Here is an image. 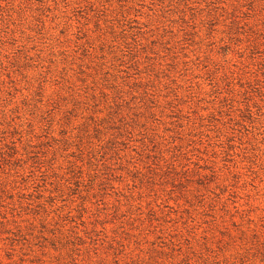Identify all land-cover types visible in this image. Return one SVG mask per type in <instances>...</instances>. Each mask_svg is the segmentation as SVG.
<instances>
[{
	"label": "rangeland",
	"instance_id": "1",
	"mask_svg": "<svg viewBox=\"0 0 264 264\" xmlns=\"http://www.w3.org/2000/svg\"><path fill=\"white\" fill-rule=\"evenodd\" d=\"M0 264H264V0H0Z\"/></svg>",
	"mask_w": 264,
	"mask_h": 264
}]
</instances>
